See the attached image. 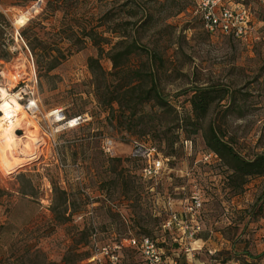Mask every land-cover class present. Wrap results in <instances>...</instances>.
I'll list each match as a JSON object with an SVG mask.
<instances>
[{
  "label": "rangeland",
  "instance_id": "obj_1",
  "mask_svg": "<svg viewBox=\"0 0 264 264\" xmlns=\"http://www.w3.org/2000/svg\"><path fill=\"white\" fill-rule=\"evenodd\" d=\"M233 1L250 6L255 33L249 39L209 34L191 0H0V44L10 54L0 60V88L21 105L35 103L27 114L39 138L30 142L22 122L14 131L15 168L7 170L0 157V264H85L92 224L105 241L151 237L178 264H264V177L247 178L235 194L229 169L208 145L214 126L243 158L264 155V8ZM26 26L30 37L37 33L48 44L75 45L47 75L19 38ZM82 29L103 39L101 56ZM120 41L140 48L116 75L108 53ZM90 58L104 73L101 102L140 76L144 88L155 81L171 110L150 101L129 115L99 103ZM196 87L220 94L212 93L207 116L194 124ZM56 111L60 120L51 115ZM76 117L84 122L68 127ZM103 137L115 141L116 157L102 152ZM131 139L157 147L171 172L157 183L144 181L141 164L130 158ZM62 192L66 213L58 221L51 207ZM194 195L202 201L197 236L165 231L168 214H182ZM122 264L139 259L126 251Z\"/></svg>",
  "mask_w": 264,
  "mask_h": 264
},
{
  "label": "built area",
  "instance_id": "obj_2",
  "mask_svg": "<svg viewBox=\"0 0 264 264\" xmlns=\"http://www.w3.org/2000/svg\"><path fill=\"white\" fill-rule=\"evenodd\" d=\"M191 1L193 14L199 18L209 34H220L235 40H245L251 38L255 33L249 5L247 7L241 2L233 0ZM254 1L264 8V0ZM29 94L33 97V92H29ZM23 106L27 113H33L36 109V105L32 101ZM74 120H76V125L84 122L81 117L74 118ZM127 143L131 148L130 158L141 164L139 173L144 181L157 183L162 176L171 172L168 159L154 145L136 139H131ZM115 148L116 144L113 139L108 137L101 139V149L106 156L116 157ZM201 208L200 196H192L185 201L182 214L176 212L168 214L163 221V229L168 232L179 231L186 239H193L201 230L199 225ZM88 248L90 257L85 260V264H122L126 251L136 254L139 264H178L169 258L165 248L151 237L131 236L105 241L95 224L91 225ZM184 251L188 252L189 249L186 248Z\"/></svg>",
  "mask_w": 264,
  "mask_h": 264
},
{
  "label": "trees",
  "instance_id": "obj_3",
  "mask_svg": "<svg viewBox=\"0 0 264 264\" xmlns=\"http://www.w3.org/2000/svg\"><path fill=\"white\" fill-rule=\"evenodd\" d=\"M29 30L31 29H29L28 26L23 27L19 32V38L23 43H25L28 51L34 58V64L37 68V71L43 72L45 75L49 74L58 66H60L71 54L70 47L75 46L73 43H71L69 47L62 48L59 45L48 44L41 40L37 33H34L33 36L30 37V35L27 34ZM80 32L83 38H88L92 41V44L98 50V56H101L103 53V39L99 37V35L93 30L86 31V29H82ZM139 48L140 47H138V45L134 42L126 43L123 41L117 42L111 47L108 53V59L111 62L114 74L121 75L125 73L126 64L129 60V57ZM9 56V52L3 47L2 44H0V60L6 61ZM88 69L90 70L93 78L92 86L97 98L101 94V87L98 83L99 78L104 76L98 59L90 58L88 60ZM142 80L143 79L140 76L130 79V81L125 85L119 87V91L117 90L115 93H110L109 97H107V100L103 102L106 103L108 107H112L113 104H116L122 112L127 111L129 115L134 114L138 107H143L150 101H154L164 109L171 110L167 98L163 96L161 91L157 88L155 81L150 78V85L144 88L141 85ZM212 93L220 94V90L210 91L209 89L202 87H196L193 89V95L190 98L192 112V119H190V121L194 124H197L200 119H204L207 116L209 109L214 102V98L216 97ZM104 95L107 96V94ZM133 96L136 97L132 98ZM127 97L129 98L127 99ZM217 98L221 100L223 96L217 95ZM98 102L103 104V102H101L99 99ZM180 122H182V120H180ZM77 126L78 125H74V127ZM208 145L214 155L218 156L219 159L222 160L229 169L230 175L228 176V180L230 181L231 189L235 192V194L242 190L247 178L264 177V155H258L253 159L243 158L241 155L235 152L230 143L223 141V136L220 135L214 126L209 127ZM1 193L2 192L0 191V194ZM22 194L26 195L24 192H22ZM62 194L64 196L61 198V202H54L51 207L52 215L58 221H60L61 218H64L66 213V209L60 210V208H63V206L66 204L65 193L62 192ZM258 212L260 213V211ZM252 216L255 220L256 215ZM165 250L166 254H168L167 248H165ZM89 257V254H87L86 259Z\"/></svg>",
  "mask_w": 264,
  "mask_h": 264
},
{
  "label": "bare ground",
  "instance_id": "obj_4",
  "mask_svg": "<svg viewBox=\"0 0 264 264\" xmlns=\"http://www.w3.org/2000/svg\"><path fill=\"white\" fill-rule=\"evenodd\" d=\"M23 17L24 16H22V19ZM0 113H1L0 114V157L6 169L10 171L11 169L15 168V163L10 162V158H14V156L16 155L15 141L18 138L14 132L15 128H19L20 125H22V122H25L27 126V131L30 130L28 132L32 136L30 138L27 137L30 140V142L35 143L38 141L39 138H38V134L36 133L34 122L32 121V119L30 120L28 118V114L25 111L24 106L21 105V103H19L18 97L9 95L5 90L1 88H0ZM58 113L59 111H56L51 113V115L56 114L59 117L58 119L60 120L62 116L59 115ZM75 124H76V120L74 119L68 120V124H67L68 127H74Z\"/></svg>",
  "mask_w": 264,
  "mask_h": 264
},
{
  "label": "crops",
  "instance_id": "obj_5",
  "mask_svg": "<svg viewBox=\"0 0 264 264\" xmlns=\"http://www.w3.org/2000/svg\"><path fill=\"white\" fill-rule=\"evenodd\" d=\"M238 254H240V253H237V255H238ZM246 262H248V261L246 260ZM232 264H237V263L233 262Z\"/></svg>",
  "mask_w": 264,
  "mask_h": 264
}]
</instances>
